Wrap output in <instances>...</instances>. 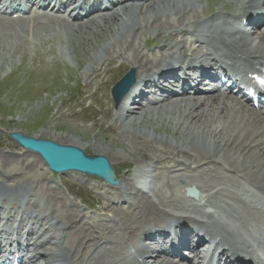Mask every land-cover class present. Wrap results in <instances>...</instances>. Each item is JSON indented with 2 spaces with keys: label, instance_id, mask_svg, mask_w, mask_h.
Returning <instances> with one entry per match:
<instances>
[{
  "label": "bare ground",
  "instance_id": "1",
  "mask_svg": "<svg viewBox=\"0 0 264 264\" xmlns=\"http://www.w3.org/2000/svg\"><path fill=\"white\" fill-rule=\"evenodd\" d=\"M15 1L20 0H11L10 4ZM86 1L89 4L90 0ZM100 1L102 4L104 2L109 3L110 7L95 15L81 18L78 23L74 24L78 29L75 33L82 34V40H91V38L97 34L96 31L99 28V30L105 33L104 35H106L109 42L108 44H106V42L103 43L104 45L100 47H96L95 43L93 44L94 46L84 49L85 57L89 62L88 64L90 68V70H86L88 71V74H90L89 82H87L86 85L95 86L97 83H95L94 80L97 78L101 79L105 69L107 73V68H109L110 72H112L110 75H116L117 71V75H119L121 73L120 67L123 70H132L134 75V84L128 86L126 91L122 94L120 102L116 105L118 109L112 113L111 110H108L106 115L113 118L117 124L125 123L126 127L129 128L130 131H133L132 133L126 131H122L120 133V136L125 141L129 140V142L134 145L143 144L141 142L145 141V144L151 146L152 150L156 152L154 164L162 170L173 172L174 176L171 175L172 177H170V180L174 181L175 179H183L185 181V185L183 186V195L185 196L186 194V197L185 200L180 202V204H176L175 206L172 205L174 208L169 209L167 206L159 208L155 201L151 198L149 199L145 195L146 193L152 191L153 197H155L157 196V191L149 185V178L144 177L146 174L141 175L136 184L132 183L131 180H128L126 183V190L130 193V200L143 205V207L141 206L139 210L134 212V214L138 213L140 216V219H136L138 221L137 223L133 222L134 216L132 215L126 218V220L123 219L125 222L122 223L119 228H117L118 224H116L113 220H110L109 223L94 225L91 229H87V224L85 223L84 218L75 217L71 213L73 212L72 210L64 209L63 206L61 211L58 210L57 213L53 214V216L57 215L53 219L57 227L59 228L62 226L64 228L60 229L61 235H66V238H64L63 241L62 239L59 241V244H62V246L57 247L54 243H49L50 239H44L38 243L30 242V238L27 242L29 245L31 243V247H33V250L36 253L35 255H40V258L42 259L47 258V260H50L51 264H81V262L85 264H113L112 262L118 260L119 258L121 259L122 264H136L132 261L130 262L129 258H126V255L128 254L127 250L125 252L126 247L124 248V253H118L121 252L122 247H124L122 241L114 243L110 241L111 239L116 241V238L119 239L120 236L125 233L126 237L128 234L130 235L128 237L131 242L135 241L132 239L137 236V245H140L141 235L149 237L151 240L147 247L140 248L136 246L134 250V254L142 258L144 260V264H148L147 260L153 259L152 264H181V262H179L180 260L174 261L173 259H166L165 257H162L161 254H158L155 257L153 256V250L158 241L155 237H152L151 234L148 233V228L152 227L153 230L157 229V232V226L160 225L159 222L161 221L162 216H166L167 219L178 220V223H181L182 221H192L200 227L198 230L199 232L203 233L206 231V233L219 236L222 244L234 252L236 256H243L244 253L248 255L250 262H246L245 264H264V261L258 253L250 249L244 243V241L248 240L257 241L263 245L264 250V174L261 170L263 166L262 161L259 162V160H257L256 162L248 165L251 169L255 170V173L259 175V178H251L249 174H244L242 170L235 169L239 175L241 174L240 176H237L241 179L243 177L244 180L233 181L234 179H229L231 183L230 185L203 179L205 172L206 175L207 172H214V167L213 169L205 166L200 168L201 165L197 167V165L201 163L205 164V162L210 160V163H215L219 167H226L225 172H233L234 175L235 171H233V169H231L228 165H224V163H222V154L226 151L237 154V159L245 155L243 152L246 149L249 151H263L264 154V112L250 109L246 105L245 100L240 101V98L230 94L228 95L227 93H223L221 91L217 94L211 93L207 96H201L199 95V92L201 91L199 90L200 85L196 87L195 93L197 94L192 96H187V94L175 96V94L170 91L164 100H157L154 97H151L148 103L150 107L148 108V105L146 106L148 114L152 116L156 114V116H158L159 111L170 107L168 109V115L177 117L178 120L182 121V124L186 125L188 128V131H184V127L170 128L172 130L170 132V139L177 143H169L168 141H162L163 139L159 140L156 138H150L145 134H141L139 130L141 128H145L144 118L146 110L143 111L135 105L136 100L146 98L145 90L147 88V90H150V94H155V91L166 89L171 85V83H176L177 81L182 83L187 88L189 81H193L195 79L193 76L188 77V79H180L174 76H172L169 80L166 78L173 75L172 71L174 68L183 70L184 67H195V60L197 59H201V63L204 67L209 65L219 67L221 61H214V59H218V54L220 52L225 55H239L243 60L240 58H234L233 60L245 72H248V69L244 61L248 64H251L252 61H258V64L256 65L264 67V32L262 34L260 33L254 35V37L245 33H237L238 35H235L236 32L231 24L235 19H229L230 17H248L243 18L248 21L249 18L253 19V17H261L259 12L262 9L261 6H264V0H223L225 5H233L231 9H229L228 15H226L223 12V9L220 8L217 9L218 12L212 16L214 19L210 17L208 21H203L207 17H204L202 13H199L198 16L193 13L200 7L199 3L201 0H93V5L98 6ZM5 2L6 0L3 1V3ZM114 2H116L115 5H113ZM82 4H84V2H81L79 7L69 10L68 13L70 15L73 14L74 11H71L80 8ZM16 7H20V5ZM8 8L9 6H7L6 9ZM9 10H11V8H9ZM184 13H187L188 15L192 14L186 19H182L180 15ZM165 16L172 17L173 19L176 17L177 19H175L178 20L179 23L178 27L173 29L174 27H172V23H175V20L171 23L167 19L168 17L166 18L168 22L159 21V17L164 18ZM42 20L43 23H28L30 21L39 20H35V18L31 20H9L0 14V33L4 34V36L6 35L7 37L11 34L19 36L20 33L26 32L39 37L45 29H48L49 31H52L50 29H53V31L63 32L66 34L74 33L70 31L72 23H69V21L63 17L52 14V16ZM141 26L145 27V32L140 30ZM170 26L172 28L166 30ZM89 30L91 32H95L96 34L91 33ZM166 31H170V34L167 36L168 39H171L173 34H180L182 39V37H185L192 32L191 34L192 36H195V40H192L189 43H186L185 41L176 42L172 49L169 47H163L157 53H151L150 55L141 51L139 52V49L136 48L135 43L138 40H144L145 35H152L154 39L166 38ZM90 34H92V36H90ZM27 38H30V36H27ZM196 43L201 46L206 45V49L204 50L200 48V45H196ZM166 44L168 46L167 42ZM144 48H146V46L143 47V50ZM160 52H163V54L165 53L163 59V54ZM188 52H191V56H193L192 59L187 58L186 53ZM208 57L214 58L213 60H210ZM117 58L121 59L122 62L115 64ZM224 58L232 59L230 56H224ZM110 65L111 67H109ZM101 69L103 70L100 72ZM201 72L203 71H200V73ZM110 77L108 76V79L106 81H102V83L106 84ZM113 78L116 79V77ZM211 79L212 81L217 82V79L213 77H211ZM98 80H96V82ZM175 104L177 105L176 107L173 106ZM165 122L166 120L162 121L164 125ZM239 124H241V126H239ZM201 128L202 130H200ZM152 130L153 133H156L155 129ZM228 132H231V134L235 133L236 135L231 137ZM237 140L240 141L242 145L237 144ZM250 140L256 144V146L254 145L255 148L251 146L252 144H246ZM145 144L142 146L145 147ZM240 150L243 151L238 153ZM26 152L31 155H36V157L40 159L37 154L30 151ZM262 159L264 160V158ZM1 160L2 165L5 166L8 163L11 164L12 161H17L15 159L11 160L2 158ZM17 162V164H22L24 171L36 172L35 163L32 162V164H28L22 159V157H20ZM192 166L197 168H193ZM151 167H153L154 172L158 171V168H156L155 165ZM190 167L194 170H190ZM111 169L112 174H109L104 178H91H93L94 181L113 179V173L115 176V171L112 166ZM181 170L189 171L190 173L196 171V176L199 175L200 177L196 179L195 176H193L194 178L190 176L188 177V175L178 172ZM34 173L32 174L34 175ZM62 174L54 175L66 176L65 174H75L76 176L79 175L90 178L88 175L76 172H67ZM28 176H30V174ZM26 177L27 175L25 176V179ZM40 177L42 178V176ZM36 178L38 179V177ZM25 179L21 177L22 181ZM2 181L0 182V195H19L12 189L11 191H7L6 188L9 186L3 184L4 182ZM41 181L42 183H40ZM44 181L39 180L35 189L33 190L34 187L32 188L33 191L23 189L21 187H17L15 190H24L25 193L22 195V198H26L29 202H31L34 200V196H36V194H42L46 189H48L47 186L49 183L47 185L46 181ZM165 182H167V180ZM137 185L140 188L137 187ZM159 185L161 186V184ZM160 186L159 189L162 188V186ZM8 189H10V187ZM43 189L44 191L42 192ZM188 189H191V193L196 192L198 195L189 196L187 194ZM164 194L165 193H161V195ZM174 195L177 196L178 199H182V197H184L180 190L174 191ZM221 196H225L228 199L239 203V205H236L232 202L228 203L220 201L226 208H229L231 213L236 215L234 217L236 224L234 222L229 224L221 216L218 215L219 217H215L216 215L213 216L209 213V211L207 212V210L196 212L194 215H191L190 213V215L185 216L183 214V219H180L182 218V215L173 212L177 209H179V211L184 210L186 212V208H188L186 207L187 203H189L190 205L188 206L191 207L190 209L188 208L189 210L187 212L192 210L193 205L200 206L202 203H209L210 205L215 206V201L212 198L219 199ZM52 200L55 201L54 199ZM161 202L165 201L158 200V203L161 204ZM52 203L53 204L51 205L48 200L46 208L52 209L54 202ZM183 207L185 208L183 209ZM32 212L34 214L41 215L36 207L32 210ZM107 213L109 212L105 211V214ZM9 214L10 212L6 215L4 214V217H1L0 215V220H5V223H9ZM74 214L78 213L74 212ZM20 221L23 220L20 219ZM157 221H159L158 224H154ZM151 224L152 226H150ZM141 230H143V232L140 234ZM46 232L49 233L50 231L46 229ZM0 233L6 235V230L4 231L0 229ZM206 233H204V236H206ZM189 236L190 234L188 233V237ZM202 241L203 239L199 240L197 243L200 244ZM44 243H49V247L44 248V246H46ZM24 244L25 242L18 244V248L23 249ZM80 244L83 247L81 249L79 247ZM104 244L107 245L103 246ZM52 246H54L53 249ZM91 250H93V252ZM31 256V261L35 262L37 260L36 256L33 254ZM76 258H78V260L77 262H74ZM114 264H117V262Z\"/></svg>",
  "mask_w": 264,
  "mask_h": 264
},
{
  "label": "rangeland",
  "instance_id": "2",
  "mask_svg": "<svg viewBox=\"0 0 264 264\" xmlns=\"http://www.w3.org/2000/svg\"><path fill=\"white\" fill-rule=\"evenodd\" d=\"M223 2V0H201L199 3L200 7L193 13H195L196 16H198L199 13H202L204 17H207L203 20L206 21L218 12L217 9L221 8L223 9V12H226L233 6L232 4L225 5ZM184 14L180 15L182 19H186L192 13L190 15L187 13ZM167 17L165 16L164 18H167L171 23L175 20V23H172V27H174L173 29H176L179 24L178 20H176L177 18L175 17L176 19H173L172 17ZM164 18L159 17V21L168 22V20H165ZM34 22L36 24L43 23V20L30 21L28 23ZM172 27L170 26L166 30H169ZM50 30L52 31H49L48 29L43 30V33H41L39 37L27 32L20 33L19 36L11 34L8 37L0 33V182L3 180L2 182L9 187L14 184L17 185V187L33 191L37 182L39 180L44 181L45 179L47 185L48 183L50 185L47 186L49 191L48 189H46L47 191H44L43 189L42 192H44L42 194H36L37 197L34 196V200L37 204L35 203V205H39V207L43 209V214L45 215L49 214V211L54 212L55 209L57 212L58 210L61 211L64 206V209L72 210L73 212L71 213L75 217L84 218V221L87 224V229H91L92 226L94 227V225L100 224V222H102L101 220L109 221L110 219L118 224L117 228H119L122 223L125 222L124 220L132 215L134 216L133 222L137 223L140 216L138 213L134 214V212L139 210L141 206L143 207V205L130 200V193L126 190V183L128 180H131L132 183L136 184L141 175L146 174L144 177L149 178V185L157 191V196L155 197H153L152 191L145 195L149 199L151 198L155 201L159 208L167 206L171 209L174 208L172 205L175 206L176 204H180V202L185 200L186 197V194L185 196L183 195L185 181L183 179H175L174 181L170 180L173 172L162 170L154 164L156 152L152 150L151 146L145 144V141L141 142L145 144V147L142 146L143 144L134 145L129 142V140L125 141L120 136V133L122 131L132 133L133 131H130L125 123L117 124L113 118L106 115L108 110H111L112 113L118 109L110 97V90L113 86V82L118 79L122 73L124 75L128 69L123 70L120 67L121 73L119 75H117L118 71L116 75H110L112 72L107 68V73L105 69L101 79L97 78L94 80V82L97 83L95 86L86 85L90 78V74H88V71L86 70H90V68L88 64L89 62L85 57L84 49L94 46L93 44L95 43L96 47L104 45L103 43L105 42L108 44V38L104 35L105 33L99 30V28L96 31L97 34L89 30L96 35L92 37L91 40L84 41L82 40V34L75 33L78 29L74 24L70 26V31L74 33L69 34L72 35L53 31V29ZM140 30L145 32V27L141 26ZM165 34L166 38L159 39H154L152 35H145V39L138 40L135 43V46L139 49V52L141 51L150 55V53H155L163 47H169L172 49L174 44L181 40L179 35H177L176 38L171 37V39H168L167 36L170 34V31H166ZM27 36H30V38H27ZM90 36H92V34H90ZM166 42L168 43V46ZM145 45H150L149 49L146 50L147 52L145 49L143 50ZM160 53L163 54V52ZM164 54L162 59L164 58ZM120 62H122L121 59L117 58L115 64H119ZM109 67H111V65ZM102 70L103 69H101L100 72ZM108 76H111L109 81L106 84H103L102 81H106ZM112 76L116 77V79ZM96 80L98 81L96 82ZM138 100H136L135 105L143 111L146 110L144 118L145 128L139 130L141 134H145L150 138H156L159 140L163 139L162 141H168L169 143H177L170 139L171 129L173 127H184L183 130L188 131L186 125L182 124V121L178 120V118L173 115H168V109L170 107L159 111L158 116H156V114L152 116L147 113L148 109L143 105L144 100ZM173 106L176 107L177 105L175 104ZM149 107L148 104V108ZM248 108L250 107L248 106ZM163 120H166L165 125L162 123ZM239 126H241V124H239ZM152 129H155L156 133H153ZM200 130H202V128ZM13 133H18L24 137L33 138L35 140H48L60 145L77 147L86 156L105 157L115 169L117 175L116 178L119 180V184L115 187H111L99 180L94 181L91 177L76 176L75 174H65L66 176L54 175L45 167L41 159L37 158L36 155L27 153L10 138V134ZM228 133L231 137L236 135L235 133ZM236 143L242 145L240 141ZM246 144H252L251 146L253 148L256 146L251 140ZM242 151L243 150H240L238 153H241ZM248 151L249 150L246 149L243 152L245 155L238 159L236 158L237 154L226 151L222 154V163L228 165L233 171L239 169L242 170L244 174H249L251 178H259V175L255 173V170L251 169L248 165L257 160H259V162L262 161L263 166L261 170L264 174V160L262 159L264 158L263 151ZM20 157H22V159L28 164H32V162L35 163L36 172L24 171L22 164H17ZM1 158L15 159L17 161H12L11 164L8 163L5 166L2 165ZM153 165L158 168L157 172L153 171V167H151ZM199 166L200 168L205 166L208 168L211 167L212 169L214 167V172H207V175L205 172L203 179L207 181H217V183L230 185L231 183L229 179H234L233 181H242L243 179V177L241 179L237 176L239 173L236 171L234 172V175L233 172L226 171V173V167H219L215 163H210V160L205 162V164L201 163L197 165V167ZM192 167L197 168L195 166ZM192 167H190V170H194ZM178 172L188 175V177L195 176V179L200 177L199 175L196 176V171L190 173L189 171L181 170ZM32 173H34V175ZM29 174L30 176H28ZM24 175H27L26 179ZM20 176L25 180L22 181ZM40 176H42V178ZM36 177H38V179ZM166 180L167 182H165ZM40 183H42V181ZM159 184H161L163 189H159ZM179 190L184 196L182 199H178V197L174 195V191ZM161 193L165 194L161 195ZM225 198L227 197L221 196L219 199L212 198L215 201V206L210 205L209 203H202L200 206L193 205L192 210L187 212L191 208L188 206L190 204L187 203L186 207L189 209L186 208V212L184 210L179 211V209L173 212L182 215V218L180 219H183L184 215L188 216L190 213L191 215H194L196 212L207 210V212L210 211L213 216L216 215L215 217L219 215L226 222H234L236 224L234 219L236 215L231 213L229 208H226L222 202H232L236 205H239V203ZM48 200L51 205L53 204L52 202H54L52 209L46 208ZM158 200L165 202H161L160 204L158 203ZM85 202L89 206H93L95 211H89L84 208L83 204ZM30 204L32 205L34 202H31ZM8 208V205L4 206L3 211H7ZM184 208L185 207H183V209ZM105 211L109 212L107 213V217H105ZM74 212L78 214H74ZM102 214L104 216H102ZM56 216L57 215H54V217ZM164 219H167L166 216H162L161 221H157L154 224H158V222L161 224ZM150 226H152V224ZM191 226L192 225H187V228H190ZM142 232L143 230H141L140 234ZM128 236L130 235L128 234L126 237V234L124 233L119 239L116 238L115 242H126V239L129 240ZM136 237L132 240H136ZM110 241L114 240L111 239ZM144 246H146V244ZM79 247L80 249L83 248L81 244ZM122 252L124 253V247H122V251L118 253ZM77 259L78 258H76L74 262H77ZM131 261L135 263L133 260ZM147 261L148 264H152L153 262V260ZM41 264H43V262H41ZM181 264H190V262H181Z\"/></svg>",
  "mask_w": 264,
  "mask_h": 264
},
{
  "label": "water",
  "instance_id": "3",
  "mask_svg": "<svg viewBox=\"0 0 264 264\" xmlns=\"http://www.w3.org/2000/svg\"><path fill=\"white\" fill-rule=\"evenodd\" d=\"M122 83H119L113 89L116 103H118L121 94L126 91V88L121 89ZM119 91L121 93H118ZM10 138L15 140L23 149L38 154L52 173L78 172L98 178H104L112 174L111 164L105 157L86 156L76 147L55 144L48 140H35L18 133L10 134ZM104 181L111 186L118 184L114 173L113 179H105ZM187 194L189 196L198 195L196 192L191 193V189L187 190Z\"/></svg>",
  "mask_w": 264,
  "mask_h": 264
}]
</instances>
